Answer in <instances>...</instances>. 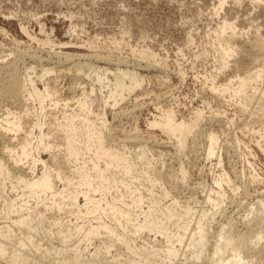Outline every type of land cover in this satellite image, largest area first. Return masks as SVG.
Instances as JSON below:
<instances>
[{
    "label": "bare ground",
    "instance_id": "bare-ground-1",
    "mask_svg": "<svg viewBox=\"0 0 264 264\" xmlns=\"http://www.w3.org/2000/svg\"><path fill=\"white\" fill-rule=\"evenodd\" d=\"M225 1L219 0V5ZM22 31L29 35L24 27ZM46 43L56 42L48 38ZM218 43L224 68L233 46L237 54L250 56L235 59L233 67L236 72L243 70L241 76L235 74V79L220 85L212 82L211 91L218 99L234 101L244 112L254 106L256 112L251 114L263 116L264 90L258 84L264 83V34L239 41L231 33L218 38ZM63 55L67 60L71 54ZM73 56L89 61L87 55ZM107 57L101 62L109 65L112 59ZM125 61L117 59L114 70L86 68L88 77L99 85L103 106L99 112L93 107L95 84L90 91L82 88L79 97L60 102L55 87L43 81L53 68H42L38 76L42 87L33 79L35 67L9 73L7 84L0 88V264H264V251L258 248L264 236L263 197L253 203L240 229L232 217L218 227L210 225L209 219L223 212L225 186L231 191L237 188L223 166L220 136L200 129L206 125L201 124L203 108L177 116L172 107H157L147 126L159 130L180 153L189 142L197 147L199 135L205 133L203 155L207 160L215 158L220 168L212 184L200 187L209 208L194 205L193 198L179 199L177 193L188 177L183 162L174 172L163 174L164 162L156 164L148 144H140L132 153L124 144L111 143L105 107L120 108L115 116L128 114L121 104L144 82ZM15 64H2L0 71ZM7 100L19 109L13 110ZM33 102L38 105L34 110ZM47 102L53 110L61 107L59 117L49 119ZM259 137L256 144L264 156V135ZM43 153L49 154L47 159ZM250 180L264 181L257 173ZM166 197L169 202H162ZM150 233L161 239L150 240Z\"/></svg>",
    "mask_w": 264,
    "mask_h": 264
},
{
    "label": "rangeland",
    "instance_id": "rangeland-1",
    "mask_svg": "<svg viewBox=\"0 0 264 264\" xmlns=\"http://www.w3.org/2000/svg\"><path fill=\"white\" fill-rule=\"evenodd\" d=\"M231 33H236L239 41L252 40L255 33L264 34V0H226L222 6L219 0H0V65L16 61L15 68L11 65L0 71V88L7 84L9 73L22 72L31 66L35 67L33 79L42 87L38 76L42 68L50 67L53 72L43 81L46 79L55 87L60 102L79 97L82 88L90 91L95 84L93 107L99 112L103 108L99 85L88 77L87 70L92 71L95 66L114 70L115 61L123 58L131 70L143 76L144 82L121 104L130 111L128 114L115 116L120 108L105 107L112 127L111 143L124 144L132 153L143 143L148 144L154 151L156 164L164 162L163 174L174 172L183 162L188 168V177L186 186L177 193L179 199L193 198L194 205L209 208L200 187L202 183L212 184L220 168L215 165V158L207 160L203 155L205 133L199 138L197 135L200 141L197 147L192 148L189 142L184 153H180L159 130L147 126L152 115L157 114V107H172L177 116H188L192 109L203 108L205 116L201 124L206 125H201L200 129L213 130L220 136L224 148L223 166L237 188L231 191L225 186L227 196L222 215L217 213L214 220L209 219L210 225L218 227L232 217L240 223L237 225L240 229L253 203L264 198V181L250 182L253 173L264 180V156L256 144L260 134L264 135V115H252L257 109L254 106L244 112L234 101L218 99L210 89L212 82L220 85L235 79V74L241 76L243 70L235 71V59L246 60L250 56L237 54L233 46L230 50L233 55L227 58L224 68L218 38ZM48 38L57 45L47 44ZM59 42L65 44L59 46ZM54 51L71 55L66 60L64 55L56 56ZM74 54L87 55L89 61L74 58ZM104 56L112 59L109 65L101 62ZM146 63L149 66H145ZM258 85L264 90V83ZM7 102L13 110L19 109L16 104ZM30 106L32 110L38 108L36 102ZM53 108L51 103H46L51 120L61 115V107ZM216 108L220 113H211ZM48 155L43 153L46 159ZM168 199L162 202H169ZM170 224L177 229V224ZM147 236L161 239L158 234ZM258 248L264 251V236ZM248 253L250 255L251 251Z\"/></svg>",
    "mask_w": 264,
    "mask_h": 264
}]
</instances>
